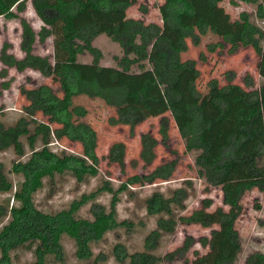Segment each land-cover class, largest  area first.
I'll use <instances>...</instances> for the list:
<instances>
[{
	"label": "trees",
	"instance_id": "16d2710c",
	"mask_svg": "<svg viewBox=\"0 0 264 264\" xmlns=\"http://www.w3.org/2000/svg\"><path fill=\"white\" fill-rule=\"evenodd\" d=\"M201 1V0H196ZM258 5V14L264 18V6L260 0H239ZM34 11L44 26L36 33L32 26L19 14L27 8V0H0V17L7 19L19 18L22 26L21 50L24 57L18 59L9 53L10 44L4 43L0 51V77L9 75V68L19 72L32 69L40 72L44 77L55 76L60 84L61 95L50 85L42 84L33 89L21 88V94L28 101L24 106V114L14 123L6 125L0 121V152L13 150L19 161L14 162L12 172L21 177L15 185L0 163V193H12L17 204L11 208L0 206V225L9 216V221L0 230V264H12L11 253L20 247L34 251L36 264H47L49 255L57 259L63 257L62 238L64 235L74 239L77 245V255L82 259L93 256L92 244L104 239L105 235L121 226L131 228L127 221L119 222L116 207L119 202L118 194L128 189L130 185L154 184L157 180L167 181L176 171L178 162L173 160L157 166L153 171L143 176L136 175L128 179L127 183L115 190L109 181L91 194H83L79 200H74L67 209L57 212H46L37 207L35 195L44 188L45 181L51 183L59 176L75 178L83 183L100 174V158L97 154L98 134L84 119L88 114L84 106H75L74 99L79 96L102 99L105 104L116 110V116L109 119L112 126L126 125L130 133L135 135V129L147 119L144 107L150 103L159 104L157 96L150 95L161 88L166 107L172 117L179 123V133L185 142L187 151H196V165L199 175L212 187H221L224 204L233 209L232 212L223 208L217 209L220 226L225 228L227 241L235 252L224 250L222 258L216 264H234L243 249L239 232L235 228L242 206L240 204L244 194L259 188L264 191V182L260 178L264 171L259 167V161L264 160V85L257 88L256 81L250 74L243 78L244 85L234 84L236 72L225 74L227 84L220 85L217 79L209 85L215 90L212 105L218 111L215 119H208L203 106L198 103L202 99L197 89L196 81L191 79L188 88L195 102L189 103L185 109L180 108L183 101L182 93L178 90L182 73L194 72L200 76L195 60H183L182 54L192 45H201L202 38L209 32L216 33L218 28L209 24L198 15L193 0H166L164 5V26L156 23L146 24L141 19L127 18L124 22L114 24L107 33L118 43L123 56L117 59V66L123 73H129L137 66L143 70L146 63L152 66L153 77L147 79L142 87L134 91L128 84H120L118 73L111 77L112 84L104 85L98 77L86 78L81 68L76 64L78 57L89 52L93 57L96 72L101 75L103 68L100 64L102 52L93 46V42L101 32L98 21H89L76 26L75 21L84 14L94 12L101 15L124 13L130 7L125 0H31ZM232 4H236L233 0ZM210 8L217 7V0H208ZM16 9V12H14ZM147 13V9L144 8ZM195 19V25L185 23L184 19ZM242 30L240 42L232 34L222 36V41L206 45L210 53L227 48L228 53L235 55L241 48H253L260 58L258 65L264 75V31L252 23L247 13L240 16ZM164 28L171 34H177L175 42L163 35ZM1 31V28H0ZM37 37L40 42L53 38V62L49 57L34 53ZM200 60L205 61L204 53ZM10 81L3 82V90L10 88ZM237 93V94H235ZM232 104H242L243 107L236 114L237 127L226 137L216 157H213V145L206 139V134L214 126L230 119ZM42 113L48 117L49 123L38 120ZM51 124L57 127L53 128ZM170 119L163 117L160 121L159 134L161 140L151 133L140 136V160L145 166L152 165L156 160V149L160 143L167 145L170 139ZM68 139L81 144V155L65 149L55 150L52 145L57 140ZM254 143L252 147L247 144ZM127 146L123 142L111 145L106 159L109 164L119 165L122 169L126 165ZM136 165V161L132 162ZM236 166H247L246 173L250 180L232 188L227 183L228 174ZM192 183L186 182L185 187L174 190L169 197L155 192L145 200L149 215L157 216L156 228L151 230L144 239V250L132 254L128 253L122 244L115 246L114 255L122 264H160L163 260L174 262L185 259V264H196L186 259L193 244L191 238L186 239L184 245L164 258L157 254L166 236L175 233L179 223L200 225L211 229V239H216L219 232L214 229L213 213L209 210L213 202L205 198L202 207L185 215L186 202L190 197ZM113 195L111 208L97 201L100 193ZM90 213L92 220L78 217V213L89 202H92ZM204 247L213 248L209 238H202ZM197 255V254H196ZM107 261V256L100 253L94 264ZM246 264H264V253L255 252L246 258Z\"/></svg>",
	"mask_w": 264,
	"mask_h": 264
},
{
	"label": "rangeland",
	"instance_id": "374dc122",
	"mask_svg": "<svg viewBox=\"0 0 264 264\" xmlns=\"http://www.w3.org/2000/svg\"><path fill=\"white\" fill-rule=\"evenodd\" d=\"M125 1L130 3V7L124 13L101 15L89 12L75 21L76 26L94 20L100 23L101 32L93 42V46L102 52L100 64L103 72L101 75L97 74L96 67L92 64L93 57L89 52L80 55L76 65L82 69L86 78L98 77L104 85H111L112 75L118 73L120 84H128L130 89L137 91L147 79H152V66L150 63H146V67L143 70L135 66L129 73H123L117 66V59L123 56V51L120 45L111 39L107 31L112 29L116 23L122 24L127 18L141 19L146 24L156 23L163 27V8L166 0ZM193 1L197 7L198 15L209 24L216 25L218 32H209L202 38L201 45L198 47L192 45L189 40V49L182 54V59L195 60L200 76L196 77L194 72L181 74L178 90L182 93L183 101L179 106L185 109L187 104L195 102L188 88L189 81L194 79L197 89L202 94V99L198 103L203 106L208 119H215L218 111L212 105L211 96L216 93L209 85L212 80L217 79L220 85L224 86L227 84L225 79L226 72L233 71L237 74L234 84L247 89L243 78L247 74H250L255 79L257 88H260L264 85V75L259 70L260 58L253 48H241L235 55H230L228 53L230 45L228 44L226 45V49L218 50L216 53H210L206 49V45L222 41V36L225 34H232L235 40L240 42V32L242 30L240 16L242 13H247L252 23L263 31L264 18L259 17L257 4L239 0H235L236 4H232L233 0H217V7L212 9L208 5V0ZM259 3L264 6V0H260ZM144 8L147 9V13L144 12ZM14 12H16V9H14ZM19 16L26 19L36 33H39L44 26L34 11L31 0H27V8ZM184 21L192 25L196 23L195 19L185 18ZM0 28V51L4 43H9L11 46L9 53L18 59H22L25 54L21 50L22 26L20 19L0 17ZM163 35L172 38L175 42L178 39L177 34H171L165 28ZM262 45L264 47V40ZM53 49L52 37L48 38L45 42H40L37 37L34 45L35 54L49 57L53 62ZM201 53L205 54V61L200 60ZM2 68L3 66L0 64V70ZM7 81L11 83L10 88L3 90L0 97V121L6 125L14 124L24 114V106L28 105V101L21 94V88L33 89L42 84H48L61 95L60 84L55 76L46 78L40 72L32 69L19 72L15 68H9V75L6 78L0 77V89L2 83ZM150 95L159 97L160 103H150L148 108H143L147 119L135 129V135L130 133V128L126 125H110L109 119L116 116V110L107 106L102 99L89 98L87 96H79L74 99L75 106L80 105L87 109L88 114L84 120L98 134L97 154L100 158V174L83 183H78L70 175L59 176L53 183L50 180H46L44 188L35 195V203L39 209L46 212H57L67 209L74 200H79L83 194H91L97 191L106 181H109L111 186L117 190L122 184L127 183L129 178L136 175L143 176L148 174L161 164L173 160H176L178 164L175 173L169 180H157L154 184L130 185L126 191L118 194L120 198L116 207L118 221L130 222L132 224L131 228L121 226L107 233L103 240L93 243V256L89 259L79 258L75 240L64 235L62 238L63 257L57 259L55 255H49L46 259L47 264H94L95 258L100 253L107 256V261L101 264H122L116 260L114 255L115 246L122 244L130 254L143 251L144 239L151 230L156 228L158 217L149 215L145 206V200L155 192L169 197L174 190L185 187L188 181L192 183V189L190 190L191 195L186 202L187 208L184 214L190 215L194 210L202 207V202L205 198L211 199L213 205L209 210L213 213L214 229L219 232V236L216 239H211L210 228L179 223L175 233L164 238L157 254L164 258L167 253H171L183 246L188 238L193 240V244L187 253L186 259L196 264H216L222 258L224 250H229L232 254L235 252L233 246L227 241L225 228L220 226L219 217L216 213L218 208H223L229 212L233 211V209L224 204L222 188L209 186L205 179L199 175V168L196 165L198 152L187 151L185 142L179 133L180 125L166 107L162 89L158 88ZM242 107V104H232L230 119L214 126L206 134V139L213 145V157L218 155L219 150L226 142V137L235 131L237 127L236 114ZM163 117L170 119L169 142L167 145L160 143L156 149L155 162L150 166H145L140 160V136L143 133H151L161 140L159 130L160 121ZM37 118L44 123L50 124L48 117L42 113H39ZM51 125L53 128L57 127L55 124ZM259 126H264L263 119L260 120ZM116 142H123L127 146L126 165L123 169L119 165L109 164L106 159L111 145ZM253 145L254 143H249L247 147H252ZM52 148L55 150L65 149L78 155L83 153L81 144L65 138L57 140L52 145ZM17 161H19V158L13 150L0 152V163L4 165L6 174L15 185L21 180L20 176L12 172L13 163ZM133 161L137 162L136 165L132 163ZM259 167L264 171V160L259 161ZM246 170L247 166H236L228 174L227 183L229 186L235 188L237 185L249 181L250 178ZM260 180L264 182V175ZM112 198V194L104 192L97 196V201L110 210ZM92 203L93 201L82 207L78 213V217L92 220L90 213ZM14 204L16 205L17 203L14 202L12 193H0V206H9L11 208ZM240 204L242 211L236 221L235 228L241 237L243 249L234 264H246V258L251 254L255 252L264 253V191L259 188L247 191L242 197ZM8 221L9 216L0 225V230ZM206 237L209 238L210 242H213V248L202 245L201 240ZM11 257L12 264H36L37 260L34 251H28L24 247L15 249L11 253ZM185 263V259H178L171 263L163 260L160 264Z\"/></svg>",
	"mask_w": 264,
	"mask_h": 264
}]
</instances>
